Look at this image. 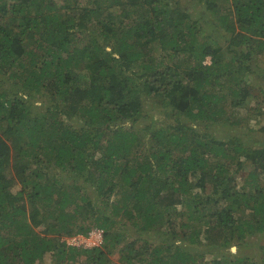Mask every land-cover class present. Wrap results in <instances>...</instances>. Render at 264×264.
<instances>
[{
  "label": "trees",
  "instance_id": "16d2710c",
  "mask_svg": "<svg viewBox=\"0 0 264 264\" xmlns=\"http://www.w3.org/2000/svg\"><path fill=\"white\" fill-rule=\"evenodd\" d=\"M62 1L0 0V264H264V141L214 130L264 115V0Z\"/></svg>",
  "mask_w": 264,
  "mask_h": 264
},
{
  "label": "rangeland",
  "instance_id": "374dc122",
  "mask_svg": "<svg viewBox=\"0 0 264 264\" xmlns=\"http://www.w3.org/2000/svg\"><path fill=\"white\" fill-rule=\"evenodd\" d=\"M56 1L59 2V4H60V2H63L62 0H56ZM164 1L165 2H169L170 0H164ZM175 1H176L177 5L182 10L186 9L188 12H192L193 9H195L194 6H193L195 3L192 0H175ZM246 59H248V63L251 64V61L252 60L250 59V57L249 56L248 57L245 56V60ZM153 61L154 62L156 61V58L155 57H151V59H149V63H154ZM206 61H209V59L207 58ZM262 62L263 63H261L259 65L264 67V61H262ZM243 74H244V80L246 79V81H247L248 84H251L254 87H257V85H259V84H261V86H264V82H262L261 77H259L257 74H256V76H252V74H250V73H248L247 71H244V70H243ZM4 81L9 85V82L8 81H6V80H4ZM141 97H142V103H143L144 107L148 108V110H149V112H148L149 113V119H148V121L156 120L158 118L162 119L161 116H156V115H160L159 112L161 111V108L160 107H157L155 105L153 106L152 103H150V100H149L150 97L149 96L142 95ZM248 102H249V105L250 106H253L254 105V99L253 98L252 99L250 98V101H248ZM240 113H241V116H243L242 110H240ZM253 117L254 116L250 115V118H253ZM251 120L252 121H250V125L253 128L249 125V127L244 126L243 128L240 127V128H237V129H233L232 130V129H227L226 128L227 125L225 124V125H221V129L220 130H216V128L214 127L215 128L214 129L215 130V135L217 137H219V138H222L221 135H223V133L224 134H228V132L229 133H232V134H235L237 132H238V134L239 133L240 134L241 133H245L244 136H243V139L245 141H247L248 145H251L254 140H260V142L261 141H264V135L262 133L258 132V130H256V129L254 130V128H256L257 125L260 127V126H262L264 124V115L262 117L257 118V119L254 118V119H251ZM148 121H147V123H148ZM84 187H85V193L89 196L88 199L89 200H93V201L95 200L96 201L95 204H97L96 205L97 207L103 203L102 201H100L99 198L94 197V195L96 194L95 190H93L91 187H89L87 185H84ZM237 188H239L238 185H237L236 189ZM18 189H19V186H16L14 188L13 192H16ZM80 194H81V192H80ZM126 229H127V233L131 234L133 228L131 226L127 225ZM92 230H95V229L93 228ZM89 233H88V235H89ZM98 233L101 236V232L98 231ZM88 235L87 236H84V235L79 234L78 236L75 237V238H78L79 237L78 244L80 246H82V247H85V246H87V247H94V246H89L90 244L87 243ZM71 238H67L66 237L65 242L66 243H69L70 240H71ZM150 241H156V240L150 239ZM190 241H191V238H189V237L188 238H184L182 236H179L178 239H177V242L178 243L179 242H182L186 246H189L190 245ZM193 242H194V245L192 244V247H195L196 244H197L196 243L197 240L196 239H193ZM251 242H253V238H249L247 240V246L250 245ZM230 245H232V243H230ZM229 250H230V252H229V254H230L233 251H236L238 249L232 246V247L229 248ZM240 250L243 253H246L247 252L246 248L240 249ZM197 251H199V253L201 251L204 254V257H203L204 261H208L209 262L210 260H214L216 257H221L220 253L223 250H221V248L218 245H216V246H213V245L212 246H205V245H203L202 247L198 246ZM224 251L225 252H228V249H225ZM253 251H254V254H256V256H261V250L258 247H256ZM197 258H200V257L197 256ZM257 258H259V257H257ZM115 259H118V258H115ZM199 262H198V264H199ZM43 263L50 264V261L48 260V256H46L43 259Z\"/></svg>",
  "mask_w": 264,
  "mask_h": 264
},
{
  "label": "built area",
  "instance_id": "2783aa9c",
  "mask_svg": "<svg viewBox=\"0 0 264 264\" xmlns=\"http://www.w3.org/2000/svg\"><path fill=\"white\" fill-rule=\"evenodd\" d=\"M100 234L98 233L97 230H92L90 231L88 238H87V243L90 244L89 246H95L99 241H100ZM79 237L78 238H72L69 242L70 245L72 246H77L79 247L80 245L78 244ZM87 247V246H85Z\"/></svg>",
  "mask_w": 264,
  "mask_h": 264
},
{
  "label": "clouds",
  "instance_id": "9594fccd",
  "mask_svg": "<svg viewBox=\"0 0 264 264\" xmlns=\"http://www.w3.org/2000/svg\"><path fill=\"white\" fill-rule=\"evenodd\" d=\"M100 241H101V238H100ZM100 241H99V242H100ZM99 242H98V244H99ZM98 244H96V245H98ZM96 245H95V246H96ZM75 247H77V246H75ZM79 247H82V246H79Z\"/></svg>",
  "mask_w": 264,
  "mask_h": 264
}]
</instances>
